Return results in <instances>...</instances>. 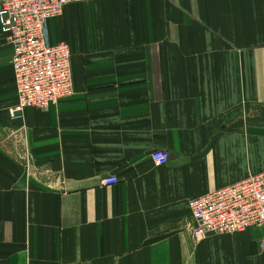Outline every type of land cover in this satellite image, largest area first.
<instances>
[{
  "label": "crops",
  "instance_id": "obj_1",
  "mask_svg": "<svg viewBox=\"0 0 264 264\" xmlns=\"http://www.w3.org/2000/svg\"><path fill=\"white\" fill-rule=\"evenodd\" d=\"M47 28L74 93L19 117L0 31V264H264V228L194 237L187 204L264 171V0H90Z\"/></svg>",
  "mask_w": 264,
  "mask_h": 264
},
{
  "label": "built area",
  "instance_id": "obj_2",
  "mask_svg": "<svg viewBox=\"0 0 264 264\" xmlns=\"http://www.w3.org/2000/svg\"><path fill=\"white\" fill-rule=\"evenodd\" d=\"M83 1L90 0H0V31L11 45L17 88L16 102L9 108L11 117L21 116L27 107L46 110L74 93L69 46L50 41L47 23L66 4ZM168 157L163 149L151 153L156 164L166 163ZM117 181L115 175H106L100 183ZM187 204L194 237L264 227V172L192 197Z\"/></svg>",
  "mask_w": 264,
  "mask_h": 264
},
{
  "label": "bare ground",
  "instance_id": "obj_3",
  "mask_svg": "<svg viewBox=\"0 0 264 264\" xmlns=\"http://www.w3.org/2000/svg\"><path fill=\"white\" fill-rule=\"evenodd\" d=\"M49 21V20H48ZM48 24V23H47ZM48 29V28H47ZM48 36H49V33H48ZM262 172H264V171H261V172H259V173H256V174H251V175H249L248 177H246L245 179H247V178H251L252 176H255V175H258V174H260V173H262ZM237 182H239V181H237ZM234 183H236V182H234ZM252 227H260V226H252ZM249 228H251V227H249ZM249 228H246L245 230H247V229H249ZM262 228H264V227H262ZM262 246H263V248H264V243L262 244Z\"/></svg>",
  "mask_w": 264,
  "mask_h": 264
},
{
  "label": "rangeland",
  "instance_id": "obj_4",
  "mask_svg": "<svg viewBox=\"0 0 264 264\" xmlns=\"http://www.w3.org/2000/svg\"><path fill=\"white\" fill-rule=\"evenodd\" d=\"M259 108V106H257L256 104H253V111L255 110V109H258Z\"/></svg>",
  "mask_w": 264,
  "mask_h": 264
}]
</instances>
